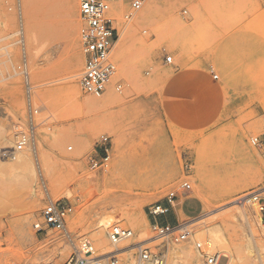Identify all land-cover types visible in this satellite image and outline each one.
Instances as JSON below:
<instances>
[{"label": "rangeland", "instance_id": "1", "mask_svg": "<svg viewBox=\"0 0 264 264\" xmlns=\"http://www.w3.org/2000/svg\"><path fill=\"white\" fill-rule=\"evenodd\" d=\"M129 2L112 9L118 16L114 43L124 33L134 37L125 52L128 72L120 73V52L113 46L115 74L109 86L117 101L89 113L78 107L91 97L78 84L83 57L77 0H0V129L8 131L0 147L12 145L14 124L25 123L24 82L18 69L23 56L38 120L43 121L37 130V158L23 151L35 173L30 188L0 171V264H67L82 237L97 252L92 231L102 219L106 239L107 228L119 226L132 232L130 242H138L126 210L153 241L151 249L180 247L182 243L154 238L152 221L163 223L164 216L155 218L149 209L184 199L200 207L197 216L180 217V223L191 224L187 246L200 264L216 252L217 264H264V214L244 201L250 192L264 201V153L249 141L264 134V0H148L146 10L145 4L123 24L120 18ZM168 56L171 64L164 63ZM79 60L80 71L72 77L68 72ZM70 82L73 98L64 89ZM16 99L23 103L21 113L15 112ZM63 133L67 139H61ZM102 137L109 138L108 161L103 169L89 170V158L102 156ZM47 143L58 177L55 187L41 167V149ZM12 162L0 161V166ZM63 162L68 166L61 168ZM38 172L52 199L72 206L66 225L73 243L43 224ZM184 182L190 187L186 191ZM216 228L223 250L207 244L206 233ZM60 242L68 250L60 253ZM196 243L205 250L201 247L202 256ZM108 247L109 252L116 250L109 241ZM117 253V264H122L126 256Z\"/></svg>", "mask_w": 264, "mask_h": 264}, {"label": "built area", "instance_id": "2", "mask_svg": "<svg viewBox=\"0 0 264 264\" xmlns=\"http://www.w3.org/2000/svg\"><path fill=\"white\" fill-rule=\"evenodd\" d=\"M148 0H130L128 9L122 14L120 20L123 24L130 22L133 17L143 8ZM124 0H77L79 12L78 38L83 57L82 70L79 74L78 84L83 94L99 98L115 74V66L110 61L114 40L117 37L118 16L112 14V9L122 4ZM170 56L164 58L165 64H171ZM23 75L24 98L26 103V118L24 124L13 125V143L11 146L0 147V161H15L20 153L28 149L34 158L36 156L37 130L43 121L38 120L39 109L34 102L33 86L31 85L25 56L22 57L18 67ZM217 77H215L216 79ZM121 89L120 84L115 85V91ZM250 144L257 150L264 153V134L250 138ZM108 137H102L100 141V152L102 156L95 158L91 156L88 160V169L95 171L103 169L109 158ZM70 150V149H69ZM186 168H189L186 165ZM38 185L43 195V207L40 217L43 224L52 230L61 232L65 239L73 243V236L67 229V220L72 213V206L68 201H54L49 194L45 181L38 172ZM181 188L186 191L189 184L184 182ZM247 202L256 205L255 208L264 214V201L259 194L250 192L244 196ZM169 208L162 205H154L149 209V214L153 217H162L169 213ZM152 231L154 238H167L166 243L178 245L187 242L191 236V228L187 222L179 223L175 226L152 221ZM264 226V217L261 218ZM106 236L111 245H117L122 241L132 237L130 230L119 226L107 228ZM79 244L74 246V257L67 264H117L116 257L120 254L118 250L109 252L106 256H96L93 244L87 238H79ZM153 241L138 243L133 245L134 264H166L168 260L167 247L151 249L148 245ZM201 244H196V249L201 250ZM219 257L209 256L207 264H217Z\"/></svg>", "mask_w": 264, "mask_h": 264}, {"label": "bare ground", "instance_id": "3", "mask_svg": "<svg viewBox=\"0 0 264 264\" xmlns=\"http://www.w3.org/2000/svg\"><path fill=\"white\" fill-rule=\"evenodd\" d=\"M119 5H121V4H119ZM149 5H150V3L148 2L144 6V10H146L149 7ZM151 12H152V10H151ZM77 13H79V12H77ZM146 15H147V13L142 14L141 17L136 20V23L137 24L140 23L145 17H147ZM150 17H151V15H150ZM70 34H71V38H72L73 44H76V33L73 30V32L70 33ZM133 40H134V37H133L132 34L124 33V35L122 37H119V39L114 43L115 45H113V46H117L118 50L120 52V60H121L120 61V63H121V65H120L121 66V68H120L121 72L120 73L122 75H124V76L128 72V66L126 65V53L125 52H126V50L129 47H131V44L133 43L132 42ZM72 52H73V50H72ZM80 66H81V60H79V63L77 64L76 67L71 68L69 70L68 74H70L72 77H75L77 72L80 71L79 70ZM37 74H38L37 71L34 70V72H33V78L34 79H36ZM64 89L66 90V93H67V95L70 98H73L75 96V93H74L75 86H74V84L72 82L65 84ZM105 91L106 92H104L103 97H101V98H93V97H91L90 99L82 100L79 103L78 107H80L81 109L86 110V112L93 113V112H98V111H100V110H102L104 108H107L110 105L114 104L117 101V97L111 91V88H110L109 84L107 85V88H106ZM22 105H23V103H20L19 100L16 99V101L14 102V109H15L16 113H21L22 112ZM7 132L8 131L5 130L4 128L0 129V140L1 141L6 140ZM243 136H244V133L242 134V137ZM67 137L68 136L65 133H63L61 135V139L62 140L63 139H67ZM45 147H43L41 149V151H42V153H41V156H42L41 167H42V171H43L44 175L46 176V178L48 180V183L52 187H55L58 184V177L55 176V168H54L53 164L50 162V154L48 152V150H49L48 143H47V147L46 148ZM7 162H12V161H7ZM7 164H9V165H6V166H4V165L2 166L1 165L0 166V171L5 173L9 177H18V178H20L21 181H23L24 184L27 185V187L32 185V182H34V180H35V175H34L35 173L33 171L34 168L32 169L33 166L31 165L30 156H28V154L26 152H23L22 154H20V157H19V159L17 161L12 162L11 164L10 163H7ZM63 166H68V163H66V162L61 163L60 167L62 168ZM116 166L119 167L120 163H117ZM199 196L201 197V195H199ZM203 201H204L203 203L206 206V208H210V202H208V200H206V199H204ZM34 205H33V207H34ZM126 216H127L126 218H127L128 224L131 227V229H133V231L135 233H139V241L138 242H136V241L130 242L131 240L129 239V240H126V242L122 241V242H124L123 244H120L122 242L118 243L117 245H111L110 243L109 244L113 248H115L116 250H118L120 252H123L122 253L123 256H126L124 258V261H123L122 264H134L135 262L133 263L132 261H130V260H132L131 252L134 250L132 246L135 243L148 242L151 238L148 237V235L146 234L144 229H142V227H140L137 224L136 220L131 216V214H129L127 212V210H126ZM105 225H106V223L102 219V220H100V221H98L96 223V226L94 227V229L92 231L93 232L92 236L94 238L93 241H94V244H95L97 252H99V253H97L95 251V255L96 256H106L107 254H109L108 241L104 237ZM206 235L208 237L207 244H208L210 249H212V248H216L217 250L225 249L224 246H222V236H221L220 230L218 228H216L215 230H213L211 232H207ZM195 236H197L198 239L206 240L203 235H199L198 234V235H195ZM158 239L161 240V239H167V238H158ZM190 240H191V237H190L189 241ZM182 244H183L182 246L177 247V248L176 247H170L169 250L167 248V251H169L167 253L170 254L169 255L170 260L168 259V262L166 264H200L199 261L194 257V255H193L194 253L192 252V249H190L188 247L189 245L187 246L188 242H184ZM196 244H199V243H196ZM208 246H206V247H208ZM59 248L62 249L60 251V253H61V252H64V250H68V245H66V243H64V242H60ZM94 250H95V248H94ZM202 250H203V247H202ZM197 251L201 255V251H199V250H197ZM203 251H205V250H203ZM213 255L218 257L217 252H216V254H213ZM44 257H39V258H37V260L38 261L42 260V261H45V262H48V261L51 260V257H48L47 259H44ZM224 257H227V255H224Z\"/></svg>", "mask_w": 264, "mask_h": 264}, {"label": "crops", "instance_id": "4", "mask_svg": "<svg viewBox=\"0 0 264 264\" xmlns=\"http://www.w3.org/2000/svg\"><path fill=\"white\" fill-rule=\"evenodd\" d=\"M169 213L162 218V222L175 226L180 223L181 218H193L199 214L200 207L197 202H191L184 199L183 201H169L165 204ZM193 206V209H190ZM181 215V216H180Z\"/></svg>", "mask_w": 264, "mask_h": 264}]
</instances>
